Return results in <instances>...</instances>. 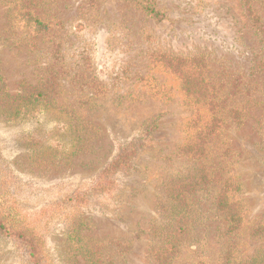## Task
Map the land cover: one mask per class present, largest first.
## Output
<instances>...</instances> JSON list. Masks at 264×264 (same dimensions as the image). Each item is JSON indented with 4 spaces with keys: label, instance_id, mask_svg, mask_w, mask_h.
<instances>
[{
    "label": "rangeland",
    "instance_id": "obj_1",
    "mask_svg": "<svg viewBox=\"0 0 264 264\" xmlns=\"http://www.w3.org/2000/svg\"><path fill=\"white\" fill-rule=\"evenodd\" d=\"M138 1L0 0L1 88H39L52 99L39 103L75 113L81 135L66 143L64 112L0 107V207L44 219L52 264H75L63 241L78 210L100 264H157L158 200L165 183L193 180L203 142L208 182L190 196L191 231L167 264H264V0H149L158 17ZM130 141L140 143L135 166L95 187ZM234 182L235 227L215 206ZM0 264H28L22 244L1 233Z\"/></svg>",
    "mask_w": 264,
    "mask_h": 264
},
{
    "label": "trees",
    "instance_id": "obj_2",
    "mask_svg": "<svg viewBox=\"0 0 264 264\" xmlns=\"http://www.w3.org/2000/svg\"><path fill=\"white\" fill-rule=\"evenodd\" d=\"M22 3L23 8H27L30 3L29 0H19ZM140 7L153 17L159 16V11L153 7V3L149 0H139ZM26 6V7H24ZM26 21H28L33 29L41 30L44 25L37 17L30 14L28 9ZM247 10L250 15H253V21L260 22L261 18L258 13L247 5ZM203 81V80H201ZM0 83V107L3 108L8 116H17L18 114H30L33 109H52L56 114L64 112L66 115L65 126L69 132L70 140L66 143L71 144L72 147L76 146L81 138L80 128L78 127V119L75 113L72 111L62 110L61 107L56 108L54 105H45L46 103H39L40 101L51 100L49 95L45 94L39 88H29V90L22 91L15 96H10L1 88ZM199 87L201 89L200 95L207 96L206 91L200 87V85H194L192 94L196 97L199 92L195 89ZM210 94L209 89L207 88ZM4 97V98H3ZM3 98V100H2ZM197 100H199L196 97ZM60 116V115H58ZM60 120V119H58ZM214 122L211 123V127H214ZM76 140V141H75ZM75 141V142H74ZM139 142L130 141L123 144L119 148V152L116 156L106 165L104 170L98 175L97 180L94 182V186H99L102 180L106 179L109 174L117 173L118 171H124L133 167V158L138 152L137 145ZM203 146V142L199 143V148L193 153V158L198 161L195 169L198 171L192 176V181L180 180L175 178L169 183H165L163 187V193L157 203V213L159 215V221H157L151 228V237L153 238V247L151 253L157 264H167L170 261V257L177 251L183 240L189 235L191 231V207L192 201L190 196L197 190H200L202 185L208 182L206 164L203 162L205 154L198 153ZM135 166V165H134ZM227 182V181H225ZM235 186L232 189L231 185L224 184L226 187L222 192V197L216 202V208L223 213L224 218L231 222L233 227L242 222L243 214L239 208V201L233 197V190L237 191L239 185L234 182L231 183ZM198 186V187H197ZM203 189V188H202ZM79 195H71V200H76ZM1 205V202H0ZM80 210L76 211L74 215H71L65 219L63 248L68 256H72L73 262L77 264V260L74 259L75 255L81 254L85 258L86 264H100L99 257L96 255V251L89 246V243L80 235L81 220ZM38 222H44L41 217H35L31 220L26 217V214L22 212L21 207L18 204L6 203L5 208L0 207V233L6 235L9 238L20 242L27 254L28 264H52L47 258L46 246L44 243L43 234L39 231ZM264 226L259 224V228Z\"/></svg>",
    "mask_w": 264,
    "mask_h": 264
}]
</instances>
